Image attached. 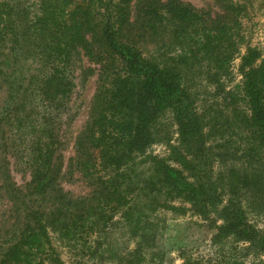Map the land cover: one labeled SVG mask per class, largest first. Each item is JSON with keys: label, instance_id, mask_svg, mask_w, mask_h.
<instances>
[{"label": "trees", "instance_id": "1", "mask_svg": "<svg viewBox=\"0 0 264 264\" xmlns=\"http://www.w3.org/2000/svg\"><path fill=\"white\" fill-rule=\"evenodd\" d=\"M214 3L217 13L182 0H34L29 11L0 0V264H66L52 233L105 232L118 216L140 255L158 247L159 215L187 205L214 246L232 240L264 264V55L242 54L240 5ZM166 30L175 51L148 50ZM237 55L242 85L226 92ZM81 56L97 88L66 166L62 127ZM200 59L218 91L203 108L191 75ZM158 143L166 157L149 153ZM11 159L29 173L25 186ZM64 180L91 191L74 196ZM182 251L184 264H199Z\"/></svg>", "mask_w": 264, "mask_h": 264}, {"label": "rangeland", "instance_id": "2", "mask_svg": "<svg viewBox=\"0 0 264 264\" xmlns=\"http://www.w3.org/2000/svg\"><path fill=\"white\" fill-rule=\"evenodd\" d=\"M10 1V0H7ZM22 4V7L31 11L34 0H12V2ZM191 3L197 9L204 11L211 10L213 13L219 12L215 6L214 0H182ZM241 7V13L238 12V19L241 22L240 33L243 36L242 54L245 53L248 46L259 49L264 55V0H232ZM194 41L197 38L191 35ZM192 45V40L188 42ZM148 50L157 53V51H170L177 48V41L174 36L166 30L160 36L147 40ZM206 61V60H205ZM241 58L237 55L230 69V76L223 77L224 91H239L242 85V75L240 72ZM207 62L201 59L195 61L192 68L194 72L193 83L198 91L203 108L218 91L216 87L207 84V76L210 69H207ZM96 66L81 56L77 62L76 89L70 104V110L64 117L62 127L63 140L65 142L63 155L66 166L70 158L75 154L74 145L78 134L85 126L91 103L97 88ZM223 95L222 90L219 93ZM0 94V100L3 99ZM171 116H167L163 123H167L170 131V137L174 143L177 139L176 126L172 123ZM149 153L166 157L169 154L167 144L158 143L151 147ZM14 163L12 174L14 180L19 186H25L31 179L29 173L21 165ZM79 177V174L76 176ZM63 187L67 192L74 196H86L90 187L86 181H63ZM0 208H4L0 205ZM188 211L184 215H174L170 212H162L157 223L162 229L161 237H158V247L154 250H144L140 255H134L133 252L140 242V238L131 234L129 226L121 217H116L110 223L105 232L93 233L89 225L84 229H77V234L69 237L64 236L60 240L57 235L51 234L55 245H57L66 264H184L182 258V249H185L187 256H190L195 263L199 264H251L254 257H246L242 245L232 240L224 241L214 246L211 242L213 230L208 227L200 217L195 215L187 205ZM154 218H158L154 217ZM253 219V217H252ZM257 224L264 228V222L256 220ZM160 253V254H159ZM162 261V262H161Z\"/></svg>", "mask_w": 264, "mask_h": 264}]
</instances>
